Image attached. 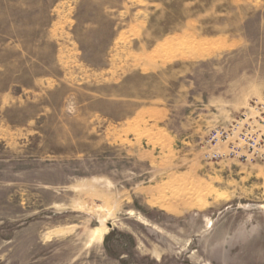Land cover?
Here are the masks:
<instances>
[{
    "label": "rangeland",
    "instance_id": "rangeland-1",
    "mask_svg": "<svg viewBox=\"0 0 264 264\" xmlns=\"http://www.w3.org/2000/svg\"><path fill=\"white\" fill-rule=\"evenodd\" d=\"M0 264H264V0H0Z\"/></svg>",
    "mask_w": 264,
    "mask_h": 264
},
{
    "label": "bare ground",
    "instance_id": "bare-ground-1",
    "mask_svg": "<svg viewBox=\"0 0 264 264\" xmlns=\"http://www.w3.org/2000/svg\"><path fill=\"white\" fill-rule=\"evenodd\" d=\"M206 52H207V51H206ZM204 53H205V52H204ZM184 181H185V180H184ZM182 182H183V181H182ZM185 182H186V181H185ZM179 183H180V182H179ZM179 183H178V185H180ZM183 183H184V182H183ZM183 183H181V184H183ZM188 183H189V182H188ZM172 184H173V183H172ZM175 184H177V183H175ZM175 184H174V185H175ZM174 185H173V186H174ZM190 186H191V185H190ZM193 186H195V185H193ZM193 186H192V188H193ZM196 186H197V185H196ZM174 187H175V186H174ZM184 187H185V185H184ZM187 188H189V186H188ZM182 191H183V190H182ZM182 191H181V193H182ZM176 194H177V193H176ZM173 195H174V194H173ZM199 201H201V200H199ZM187 202H188V201H187ZM193 202H194V201H193ZM197 202H198V201H197ZM163 203H164V202H163ZM191 203H192V202H190V204H191ZM194 203H195V202H194ZM194 203H193V204H194ZM175 204H177V203H175ZM184 204H185V203H184ZM166 205H167V203H166ZM173 205H174V204H171L170 206H173ZM182 205H183V204H182ZM167 206H168V205H167ZM98 230H99V228L96 227V228H95V232H98ZM98 235H99V234H98Z\"/></svg>",
    "mask_w": 264,
    "mask_h": 264
}]
</instances>
